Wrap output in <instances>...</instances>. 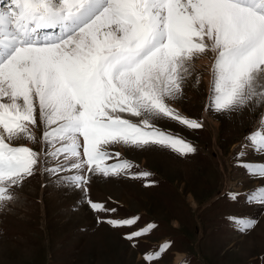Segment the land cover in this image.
I'll return each instance as SVG.
<instances>
[{
  "label": "snow or ice",
  "instance_id": "obj_1",
  "mask_svg": "<svg viewBox=\"0 0 264 264\" xmlns=\"http://www.w3.org/2000/svg\"><path fill=\"white\" fill-rule=\"evenodd\" d=\"M200 57L211 61L208 109L262 110L237 159L245 149L264 154V0H0V207L15 198V186L52 161L44 172L79 190L93 211L115 212L87 199L90 174L129 175L134 167L111 146L195 153L156 122L203 127L173 106ZM37 143L40 152L28 146ZM238 166L264 179V162ZM239 195L228 193L233 200ZM243 195L264 206V186ZM138 219L107 222L131 227ZM230 219L241 233L256 224ZM169 246L146 260L159 259Z\"/></svg>",
  "mask_w": 264,
  "mask_h": 264
},
{
  "label": "rangeland",
  "instance_id": "obj_2",
  "mask_svg": "<svg viewBox=\"0 0 264 264\" xmlns=\"http://www.w3.org/2000/svg\"><path fill=\"white\" fill-rule=\"evenodd\" d=\"M210 62L208 57L192 61L183 94L173 102L182 115L203 127L156 122L193 145L195 153L111 146V152H120L119 159L134 167L129 175L90 174L87 199L116 210L107 213L93 211L79 190L44 172L52 161L41 164L13 188L15 198L0 207V264H174L177 252L184 256L180 264H264V206L246 203L244 193L235 200L226 193L235 182L241 192L264 186V179L243 175L246 169L238 164L249 161L237 156L232 165L235 153L247 143L245 137L257 129L262 110L222 114L208 109ZM28 146L36 152L42 147ZM244 151L252 162H264V154ZM144 172L150 175H136ZM246 216L256 224L241 233L230 217ZM131 217H139L131 227L107 222ZM148 225L155 227L146 235L125 238ZM165 242L170 246L162 257L146 260V254Z\"/></svg>",
  "mask_w": 264,
  "mask_h": 264
},
{
  "label": "bare ground",
  "instance_id": "obj_3",
  "mask_svg": "<svg viewBox=\"0 0 264 264\" xmlns=\"http://www.w3.org/2000/svg\"><path fill=\"white\" fill-rule=\"evenodd\" d=\"M234 183V182H233ZM236 185H234V187H235ZM236 188V190H238L239 189V187L238 186H236L235 187ZM191 200V199H190ZM191 205L192 206H195V202L194 201H192L191 200ZM184 256L183 255H181V254H176V256H175V259H174V264H178L179 262H180V260L183 258Z\"/></svg>",
  "mask_w": 264,
  "mask_h": 264
}]
</instances>
